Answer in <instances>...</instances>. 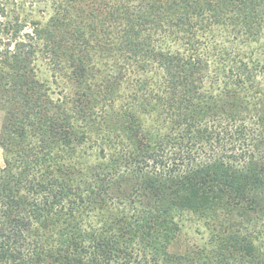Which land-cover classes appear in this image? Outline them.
Returning <instances> with one entry per match:
<instances>
[{"label": "rangeland", "instance_id": "1", "mask_svg": "<svg viewBox=\"0 0 264 264\" xmlns=\"http://www.w3.org/2000/svg\"><path fill=\"white\" fill-rule=\"evenodd\" d=\"M248 2L255 1L0 0V33L17 22L12 49L15 42L24 49L32 45L35 71L48 79L49 97L82 133L78 143L47 149L31 140L40 147L33 154L35 170L27 174L19 173V159L22 165L33 159L23 152L29 142L0 146V167L6 159L18 165L13 174L35 226L49 220L47 229L37 228L42 245L61 249L59 226L69 238L76 236L59 215L63 203L75 213L83 237L118 236L108 228L140 211L147 198L139 185L130 194L117 191V181L131 170L148 177L163 165L186 168L217 157L239 166L249 155L264 166V0ZM47 22L61 45L55 49L59 60L45 51L36 31ZM72 64L92 71L81 89ZM3 120L0 110V140L11 145L13 137L1 131ZM63 159L74 170L61 195L51 191L46 174ZM247 196L251 205L250 198H258V207L247 204L238 214L175 211L174 238L165 244L159 237L150 250L165 246L204 260L202 252L214 245L210 238L228 228L251 237L264 259V188ZM134 246L144 247L138 239Z\"/></svg>", "mask_w": 264, "mask_h": 264}, {"label": "trees", "instance_id": "2", "mask_svg": "<svg viewBox=\"0 0 264 264\" xmlns=\"http://www.w3.org/2000/svg\"><path fill=\"white\" fill-rule=\"evenodd\" d=\"M251 1L255 2L248 4L259 0ZM16 23H11L8 30L0 33V110L4 112L1 131L13 137L11 145L0 140V146L3 149L12 145L24 147L29 142L23 152L33 157L40 146L36 141L31 144V140L41 142V147L47 149L56 142L68 145L76 142L82 133H77L79 127L68 125L63 109L49 97L48 79L39 78L35 71L32 45L24 49L25 44L15 42L12 49L18 30ZM46 24L44 28L36 29L37 34L43 40L45 51L59 60L55 49L60 50L61 45L53 40L52 24ZM72 66L78 72L73 79L75 86L83 87L85 74L92 71L79 65ZM21 163L19 159V173L27 174L35 170L37 159L33 157L23 161L24 165ZM261 163L260 158L249 155L239 166L226 165L217 157L190 163L186 168H166L163 165L148 177L131 170L117 181V191L130 194L139 185L142 187L139 190L146 193L147 198L140 211L131 217H123L117 227L108 228V232L115 228L118 236L99 233L83 237L75 213L63 203L59 215L66 224H71L69 228L76 236L69 238L63 226H59L61 249L53 251L37 238V228L47 229L49 220L35 226L29 200L22 194L13 174L18 165L6 159L5 167H0V264H264L254 240L241 231L230 232L228 228L210 238L214 245L208 252H202L206 253L204 260L193 252L170 253L165 246L153 250L149 246L159 237L165 244L174 238L179 229L173 216L175 211L211 209L223 210L227 215L238 214L242 206L244 209L250 204L247 195L264 188V166ZM72 164L63 159L53 171L47 169L46 179L52 192L65 194V189L70 187H65V183L70 181L74 170ZM250 202L253 205L247 208L254 210L259 199L250 198ZM240 215L244 216V213ZM137 239L144 247L134 246Z\"/></svg>", "mask_w": 264, "mask_h": 264}]
</instances>
